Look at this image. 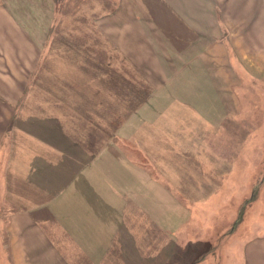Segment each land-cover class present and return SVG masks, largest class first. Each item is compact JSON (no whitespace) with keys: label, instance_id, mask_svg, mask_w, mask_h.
Listing matches in <instances>:
<instances>
[{"label":"rangeland","instance_id":"obj_1","mask_svg":"<svg viewBox=\"0 0 264 264\" xmlns=\"http://www.w3.org/2000/svg\"><path fill=\"white\" fill-rule=\"evenodd\" d=\"M128 2L0 0V90H15L0 97V138L3 129L16 127L17 110L15 119L5 124L11 114L6 108L17 101L18 89H26L18 102L25 106L22 120L33 123L35 115L48 120L53 114L64 127L79 123V131L90 130L91 140L97 142L106 138L103 128L112 126L110 120H124L126 111L137 106L139 98L131 90H142L144 76L149 93L153 83L163 81L165 61L157 63L156 58L168 57L157 53L155 33H150L154 48L144 47L143 34L133 28L140 23L131 24L129 15L153 13L165 25V37L172 45L164 51L175 60L182 55V38H192V31L163 0ZM170 4L205 36L222 34L221 25L235 28L232 48L201 54L212 63L208 64L210 92L218 100L217 114L208 113L214 102L205 89L202 97L197 95L201 78L180 81L179 97L205 113L198 116L190 103L188 107L176 104L137 132L133 153L139 166L148 164L149 183L156 184L149 186V258L139 257L144 250L128 256L126 247L134 245L128 241L105 264H264V0H206L204 4L173 0ZM201 9L209 16L199 21ZM33 41L43 44L40 56L20 65L32 58L27 42ZM123 43L126 49L121 48ZM185 44L195 49L192 43ZM196 50L200 54L204 48ZM150 54L155 57L153 83L146 70ZM36 60V69L25 79ZM169 68L177 69V62ZM110 73L117 77L110 79ZM125 76L135 80L127 84ZM75 108L83 112H73ZM8 151L3 143L0 211L10 196L3 194V187L8 181L18 186L17 175L7 169ZM159 198L169 199L174 207L166 208ZM167 217L179 224L156 223ZM3 227L0 220V264H11L10 252L1 250ZM138 231V238L145 236L144 227ZM83 261L88 264V259Z\"/></svg>","mask_w":264,"mask_h":264},{"label":"crops","instance_id":"obj_2","mask_svg":"<svg viewBox=\"0 0 264 264\" xmlns=\"http://www.w3.org/2000/svg\"><path fill=\"white\" fill-rule=\"evenodd\" d=\"M163 1L191 29L193 37L182 38V55L175 60L164 51L170 50L172 45L169 36L165 37V25L153 13L129 15L131 24L140 23L133 28L134 32L143 34L144 47L147 50L154 48L150 33H155L160 48L157 53L168 59L156 58L157 63L165 61L166 67L162 73L163 81L154 84L156 79L152 64L155 57L149 55L151 59L146 70L149 71L148 79L153 83L152 91L149 93L144 76L145 86L142 90H131L135 91L132 96L139 98L137 106L126 111L124 120L114 123L110 120L112 126L105 125L103 131L106 138L94 142L90 138V130L86 134L79 131L82 130L79 123L72 124L71 127L78 128L75 131L71 127H64L53 114L48 120L35 115L33 123L26 122L24 117L22 120L25 106H20L18 102L24 95L25 88L18 89L17 101L7 106L6 109L11 114L5 125L12 122L16 117L14 113L16 110L18 112L16 127L11 131L3 129L0 138V147L3 143L4 148L8 144L10 151L6 153L7 169L17 175L18 181V186L8 181L3 187V194L10 196L5 199L0 211V220L4 223L1 250L5 252L7 249L10 252L11 264H77L78 260L84 264V258L88 259V264H105L117 247L119 250L122 242L125 244L128 241L134 243L132 248L126 247L128 256H138L144 250L143 256L146 257H139L149 258V186L156 184L149 183L148 164L139 166L137 155L133 153L136 151L133 146L137 144V132L143 126L154 124L172 106L191 104L181 99L177 93L180 81L201 78L197 95L202 97L205 89V95L213 98V110L208 113L215 114L216 117L218 100L210 92L211 70L208 67L212 63L208 61L209 57H202L201 54L212 48H232V38L236 35L235 28L229 30L227 26L221 25L222 34L211 33L210 36H205L201 28L196 30L190 25L189 20L177 11V6L170 4L173 0ZM205 1L198 0L200 4ZM214 6L217 7L218 3ZM200 12L199 21H202V16H209L202 9ZM215 17L219 18L218 12ZM203 39L205 43L200 42ZM185 43H192L195 49L189 48ZM27 44L31 48L32 58L20 65L31 63L41 54L43 44L40 45L37 41ZM121 48L126 49L124 43ZM196 48H204V51L198 54ZM172 62H177V69L169 68ZM38 63L36 60L35 67L25 79H29ZM102 66L104 63H98V67ZM115 77L114 73H110V79ZM127 80L134 81L135 78L125 76L128 84ZM5 91L15 92L1 89L0 97H5ZM192 105L189 108L198 116L205 113L199 112ZM102 107L104 108V104ZM77 111V108L73 109V112ZM109 119L106 117V120ZM206 123L211 125L212 121ZM7 136L9 137L5 139ZM123 145H128V148ZM158 201L167 203L166 208L174 207L168 204L169 199L159 198ZM176 203L179 212V201ZM156 223L174 226L179 224L170 222L169 217ZM143 227L145 236L138 238V230Z\"/></svg>","mask_w":264,"mask_h":264}]
</instances>
